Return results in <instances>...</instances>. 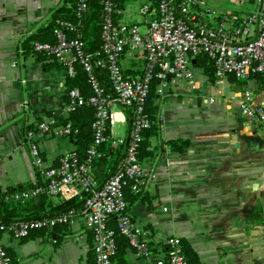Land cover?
Listing matches in <instances>:
<instances>
[{
	"label": "crops",
	"instance_id": "obj_1",
	"mask_svg": "<svg viewBox=\"0 0 264 264\" xmlns=\"http://www.w3.org/2000/svg\"><path fill=\"white\" fill-rule=\"evenodd\" d=\"M64 1L0 0V193L42 181L26 131L40 120L65 115V68L21 47ZM130 2H122L117 19L146 29V15L141 21L123 19ZM224 2L229 7L219 13H229L232 20L259 7L258 0ZM141 54L135 49L122 56L126 75L141 73ZM191 71L194 88L174 78L155 86L151 104L158 132L148 139L151 155L141 162L156 180L143 189V199L128 201L132 218L149 232L152 255L140 258L127 247L125 259L155 264L163 239L172 235L191 245L200 264H264V123L250 120L239 108L245 91L255 103L264 102V77L210 79L195 60ZM115 123L123 129L116 130ZM128 132L126 109L115 107L111 136L127 138ZM36 140L47 166L57 164L63 151L75 149L71 137L38 134ZM169 140L188 144L173 150ZM49 198L53 204L62 199ZM2 239L13 264H95L92 233L80 215L25 238L3 234Z\"/></svg>",
	"mask_w": 264,
	"mask_h": 264
},
{
	"label": "built area",
	"instance_id": "obj_2",
	"mask_svg": "<svg viewBox=\"0 0 264 264\" xmlns=\"http://www.w3.org/2000/svg\"><path fill=\"white\" fill-rule=\"evenodd\" d=\"M88 0H78L75 15L80 18ZM117 0H101V50L88 52L76 24L57 20L53 28L54 41H34L32 50L55 58L73 75L76 65L85 73L91 94L84 97L78 88L66 90L67 102L63 112L68 115L85 104L94 109L91 123L93 139L84 159L79 160L74 149L62 152L55 165H45L36 140L38 134L70 137L71 123L57 124L50 116L38 121L26 131L32 162L42 181L12 192L5 198L24 202L34 195L46 194L68 199L84 195L80 210L69 209L52 216L36 219L0 221V264H13L2 235L25 238L33 230L51 229L68 223L80 215L92 233V252L95 264H114L116 250L115 234L123 236L137 257L152 255L149 232L140 226L128 210L124 187L137 192L154 183L156 175L146 172L138 155L142 131L152 124L145 111L151 83L154 79L165 84L174 78L195 87L191 66L199 54H206L213 61L214 76L221 80L227 76L247 80L254 76L264 77V0L259 7L239 20H232L229 13L220 14L209 8L202 0H157L140 8L148 16L146 29L141 31L138 23L117 19L120 11ZM153 5V3H152ZM212 19H209V18ZM219 19V21H217ZM215 23L213 24V22ZM231 29H227L225 24ZM70 31L75 32L70 35ZM142 52V70L136 76L126 75L120 60L128 50ZM105 69L110 83L105 89L98 78L97 69ZM131 110V122L127 138L112 137L113 109ZM241 112L250 120L264 123V102L255 103L250 92L245 91L240 102ZM110 129V135L105 134ZM110 142L114 151L125 144L121 164L101 184L95 177L93 163L105 153L100 146ZM7 191V190H6ZM114 226H110V222ZM155 264H187L182 250L181 238L167 236L163 239V252Z\"/></svg>",
	"mask_w": 264,
	"mask_h": 264
},
{
	"label": "trees",
	"instance_id": "obj_3",
	"mask_svg": "<svg viewBox=\"0 0 264 264\" xmlns=\"http://www.w3.org/2000/svg\"><path fill=\"white\" fill-rule=\"evenodd\" d=\"M101 0H88L87 7L84 13L78 18L75 15V9L78 0H65L61 6L54 8L51 11L49 21L39 27L35 32L27 35L21 43V47L25 51L32 50V43L34 41H54L53 28L57 24V20H67L74 24L81 20V25L77 26L81 34V39L84 42L85 49L88 52H99L102 47V42L100 38V27H101ZM124 0H117L116 6L121 7ZM153 5L156 6L157 0H151ZM181 1V0H177ZM70 35H74L75 32L70 31ZM40 55H45L56 60L52 56L47 54L39 53ZM57 61V60H56ZM58 62V61H57ZM196 65L201 67L203 72L210 78L213 79L214 66L213 61L206 54H199L195 58ZM62 65V64H60ZM98 78L101 85L109 90L110 83L108 80L107 73L105 69H97ZM158 80L154 79L151 83L148 98L145 104V111L150 116L153 121L152 124L142 131V138L140 140V146L138 150L139 158L142 159L145 155H151L150 149L148 150V139L154 136L158 132V127L152 116V100L155 97L156 91L155 86ZM66 90L71 88H78L84 97H88L91 94V88L89 82L86 78L85 73L82 71L80 66L76 65L73 75L66 76L65 82ZM57 124L61 125L66 122L71 123V134L70 137L75 140V149L79 160L85 158L87 149L92 142L93 134L91 123L94 117V109L91 105L85 104L83 106L77 107L74 111L70 112L68 115H54ZM126 117L128 124L130 126L131 122V110L126 109ZM105 134L110 135V129L107 128ZM171 149L180 150L187 146L188 142L183 140H169L168 141ZM125 144L118 147L117 151L112 149L110 142L104 143L100 146V150L105 153V156L94 160L93 170L98 184H101L106 178H108L116 169L119 168L122 160L123 151ZM41 182L38 181L37 184ZM25 188L20 186L16 189ZM15 189H8L7 191L0 193V221L9 222L14 220H24V219H36L43 216H52L58 213L65 212L69 209H74L76 211L80 210L83 206L84 195L74 196L68 199H61L59 203L53 204L50 200V196L46 194L34 195L31 198L25 200L24 202H15L10 199L5 198L6 192H12ZM124 194L126 199L129 201V205L134 203L138 199H143V190L137 192L131 191L129 186L124 187ZM110 226H114L112 221ZM116 240V250L113 256L115 264H130L125 259V250L128 247L126 239L115 234ZM182 250L185 256L187 264H200L199 257L196 251L191 247V245L181 239Z\"/></svg>",
	"mask_w": 264,
	"mask_h": 264
},
{
	"label": "rangeland",
	"instance_id": "obj_4",
	"mask_svg": "<svg viewBox=\"0 0 264 264\" xmlns=\"http://www.w3.org/2000/svg\"><path fill=\"white\" fill-rule=\"evenodd\" d=\"M145 0H131L129 5L126 8V12L124 14L123 19L128 20V18L132 17L137 21H141L144 19V16L140 13L139 9ZM206 6L212 9H215L217 12L224 11L229 7L224 0H204ZM130 16V17H129ZM145 28L142 23H140V30L143 31ZM116 130H122L123 126L121 123H115Z\"/></svg>",
	"mask_w": 264,
	"mask_h": 264
}]
</instances>
